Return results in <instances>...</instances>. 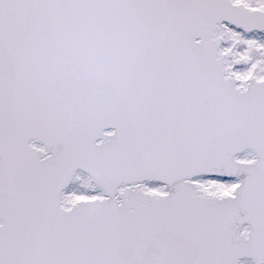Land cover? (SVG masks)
Masks as SVG:
<instances>
[{"label": "snow or ice", "instance_id": "obj_1", "mask_svg": "<svg viewBox=\"0 0 264 264\" xmlns=\"http://www.w3.org/2000/svg\"><path fill=\"white\" fill-rule=\"evenodd\" d=\"M0 264H264V0H0Z\"/></svg>", "mask_w": 264, "mask_h": 264}]
</instances>
